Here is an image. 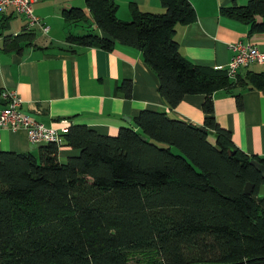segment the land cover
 I'll return each instance as SVG.
<instances>
[{
  "label": "trees",
  "instance_id": "16d2710c",
  "mask_svg": "<svg viewBox=\"0 0 264 264\" xmlns=\"http://www.w3.org/2000/svg\"><path fill=\"white\" fill-rule=\"evenodd\" d=\"M160 1L163 13L131 5L132 18L122 20L115 0H85L104 35L69 33L66 42L140 50L169 109L187 95L205 96L203 126L145 110L134 119L136 130L121 128L115 136L69 127L60 147L79 155L65 163L53 143L39 146L37 155L0 151V264H264V196H258L264 181L249 164L264 159L233 146L212 103L221 90L264 92V71L231 79L225 69L185 59L175 27L193 23L195 10L188 0ZM222 13L249 33H264V0ZM61 14L67 23L85 15L79 7ZM29 40L20 33L5 38L3 48L20 51ZM131 88L125 79L119 90L128 99Z\"/></svg>",
  "mask_w": 264,
  "mask_h": 264
},
{
  "label": "crops",
  "instance_id": "0c3cea01",
  "mask_svg": "<svg viewBox=\"0 0 264 264\" xmlns=\"http://www.w3.org/2000/svg\"><path fill=\"white\" fill-rule=\"evenodd\" d=\"M188 1L196 19L177 25L174 34L185 59L201 67L226 70L234 54L231 43L250 42L264 52V33H249L248 25L222 13L223 7L244 5L248 0ZM115 2L117 17L122 20L132 18V7L142 12L165 11L160 0ZM72 7L81 8L85 15L67 23L61 13ZM33 13L40 25L29 26L25 16L11 7L0 11V91L13 90L22 100L23 113L33 120L59 131L80 125L102 136H115L121 128H131L125 118L134 122L140 112L148 110L203 126L205 96L187 95L176 108L169 109L140 50L119 43L106 50L66 42L69 33L104 35L94 29L85 0H39L33 4ZM20 33L30 35L28 44L20 51L5 50L4 39ZM247 71H264V62L240 67L237 74ZM125 79L132 84L128 99L119 90ZM212 103L215 122L230 133L233 146L249 157L264 159V92L221 90L212 95ZM39 146L29 142L23 129H0V151L37 155ZM78 155V150L60 147L57 158L65 163Z\"/></svg>",
  "mask_w": 264,
  "mask_h": 264
},
{
  "label": "built area",
  "instance_id": "2783aa9c",
  "mask_svg": "<svg viewBox=\"0 0 264 264\" xmlns=\"http://www.w3.org/2000/svg\"><path fill=\"white\" fill-rule=\"evenodd\" d=\"M39 0H0V11L11 7L15 12L25 16L29 26L40 25V20L33 13V4ZM43 26V25H42ZM43 29H47L43 27ZM234 54L227 65V75L234 79L240 67H246L251 63H263L264 52L250 42H236L229 45ZM0 102V129H23L30 143L35 145H47L53 143L62 145L61 135L65 130H57L33 120L22 111V100L13 90H1ZM65 123V122H64Z\"/></svg>",
  "mask_w": 264,
  "mask_h": 264
},
{
  "label": "water",
  "instance_id": "95a60500",
  "mask_svg": "<svg viewBox=\"0 0 264 264\" xmlns=\"http://www.w3.org/2000/svg\"><path fill=\"white\" fill-rule=\"evenodd\" d=\"M125 121L130 125V127L133 130L137 129V125L131 121L130 118H125ZM143 141H146L145 137H140ZM249 164L255 168V170L260 174L262 180L264 181V165L257 162L256 160H251L249 162ZM253 189V185L251 183H247L245 188H244V194L246 195H250ZM258 196L259 197H263L264 196V184L260 186L259 188V192H258Z\"/></svg>",
  "mask_w": 264,
  "mask_h": 264
}]
</instances>
